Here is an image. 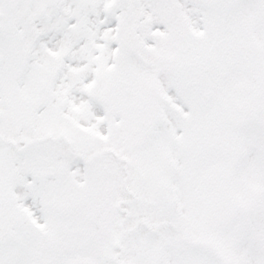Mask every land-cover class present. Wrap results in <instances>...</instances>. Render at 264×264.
Listing matches in <instances>:
<instances>
[{"label":"snow or ice","instance_id":"6c2138e0","mask_svg":"<svg viewBox=\"0 0 264 264\" xmlns=\"http://www.w3.org/2000/svg\"><path fill=\"white\" fill-rule=\"evenodd\" d=\"M0 264H264V0H0Z\"/></svg>","mask_w":264,"mask_h":264}]
</instances>
